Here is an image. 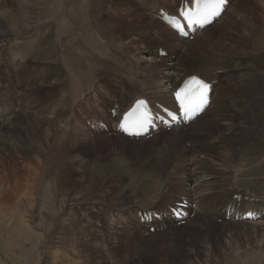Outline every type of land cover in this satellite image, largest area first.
Masks as SVG:
<instances>
[{
    "label": "rangeland",
    "instance_id": "374dc122",
    "mask_svg": "<svg viewBox=\"0 0 264 264\" xmlns=\"http://www.w3.org/2000/svg\"><path fill=\"white\" fill-rule=\"evenodd\" d=\"M142 1L144 3L141 4V0H38L35 11L39 15L35 16V23L39 26V28L36 27L39 30L35 32V35L29 36L31 31L25 29L19 22L23 3L20 0H0V38H2L0 44H6L4 49L0 48V61H3V67H11L13 74L10 80L0 75V96L11 105L19 106L17 109H20L17 112L18 117L13 120L16 124L13 122L0 124L4 125L0 127V158L6 157V165L9 167L2 179L7 180L9 187H15L18 190L23 183L22 191L25 193L28 180L39 181L41 177H47L49 174H52L54 179L51 188L48 186L39 188L42 196L32 197L18 192L16 203L12 201V196L9 197L10 199L5 198L4 206L5 208L8 206L10 210L0 213V264H229V254L236 257L250 254L251 256L248 257L251 258L252 254L254 256L256 253L255 259L262 258L261 261L264 259V228L262 226L264 215L263 217L258 215L259 219L253 221L255 224L259 223L255 229L249 224L253 222L238 220L241 217L232 221L227 215L224 220L222 217L226 213L223 210L221 217L220 208L215 205L218 201L215 191L220 188L227 190L228 198L224 199H230L233 193L237 192L228 186L235 183L232 179L234 165H237L243 157L254 161L255 171L261 169V174L264 171V161H262L264 135L261 136L260 132L262 128L264 129V124H261L264 122V54L255 55V51L260 47L253 39L254 32L257 29L262 30L261 27L256 26H264L262 4L260 0H240L239 15L230 18L227 26H224L226 22L220 25L218 21L216 28L213 29L215 26L211 28L207 40L196 46L198 50L199 47L201 49L207 44L206 57H215L221 62L214 68L221 76V87L214 95L215 108L200 122L201 127H197V130L194 128L193 131L191 128L184 130L182 127H174L176 129L173 128L170 131L160 130L152 137L144 139L141 144L137 141L139 147H134L133 142L130 141L129 143L120 142L121 144L114 146L116 144L113 142L106 141L107 138L111 140L116 136L112 134L110 115L112 114L116 120L119 117H116L112 111L113 100L121 106H126L133 97V90H138L131 84L133 78H136L134 75L149 74V67L143 63L139 64V60H136L144 48L147 47L155 54L158 49L160 53L157 56L161 59L160 61L166 59V62L169 60V63L170 61L175 63L174 69L178 81L195 73L199 65L197 62H200L196 55H193L194 52L186 54V46L177 43L173 35H168L169 38L166 41H156L154 35L160 32L158 27H163L161 23L149 24L152 30L150 33L140 28L138 30L134 26L127 28L125 23L129 22L131 16L143 15L145 16L143 21L147 23L148 18L157 12L155 8L160 2H163V7L166 8L169 3L174 5L178 2V0H156L153 4H147L151 0ZM72 3H74L73 7ZM147 5L153 7L151 11L148 10ZM171 6L167 9L172 13ZM81 9L85 10L81 12ZM84 11H86L85 14ZM55 14L58 15L54 17ZM55 18L63 21L64 34L59 32ZM85 19L88 20L87 23ZM121 22H123L122 25H120ZM101 24L107 30L104 33L100 31ZM29 26L30 24H27V27ZM166 29L167 27L162 28V30ZM112 30L116 35L111 32ZM111 34L115 35L116 39L119 37L120 40L123 39L120 41V47H118L119 43H116L118 40L113 42L104 38L112 36ZM7 36L9 39H5ZM27 36L29 37L26 38ZM43 38L49 40L46 45ZM32 39L42 42L44 50L47 47H53L59 40L60 43L55 45L56 49H53L56 56L53 53L48 55L46 52H39L36 48L37 43L24 45V41ZM95 40L96 43L92 44ZM87 41L90 46L86 45ZM208 43L213 47L209 48ZM79 45L82 50L77 51ZM168 46H170L169 49ZM84 49L86 51L88 49V53H85L86 60L82 54ZM163 49L165 52H162ZM101 51L104 52L103 55ZM244 51L247 52V57L243 61ZM41 54L47 56L43 58ZM93 54L100 58L98 65L91 64ZM60 55H65L66 58ZM79 56L83 57L79 58ZM74 58L78 62L81 61L78 63L80 68L76 67L78 64H75ZM241 61H243L242 64ZM90 66L95 74L94 82L81 85L83 88L74 87L72 101L69 91L71 82L78 80L75 74L88 70ZM71 69L74 70L69 74L67 70ZM177 69H179L178 72ZM256 71L260 74L258 78L254 79L250 75V79L245 81L244 74L258 75ZM39 81L42 83H38ZM137 82L139 81L135 83ZM254 83L259 84L258 87L254 85L255 89L252 90L249 85ZM17 92H19L18 95ZM122 97L124 102H121ZM245 102H253L254 105H252L253 108L244 109L245 112H242L239 105ZM15 110L16 106L13 108V111ZM51 122L55 126V135L58 137L64 135V138H54L48 144L46 133H53L52 129H49ZM67 123L68 126H66ZM71 125H73L72 128ZM259 125L262 127L256 128ZM108 128H110L109 131ZM174 132H180L177 140L173 136ZM79 133L82 134L79 136ZM172 139L175 140V144L170 141ZM39 144L41 145L37 150ZM232 147L237 153L231 158L229 171L221 177L211 178L210 176L206 178L202 187L197 186V190L203 191L202 194L196 195L202 212L211 217L218 214L220 219L213 222L211 219L217 217L200 218L193 212L184 224L170 223V228L158 226L146 228L139 223L135 214L134 198L140 199V186L148 184L149 179L153 178L146 176L143 177L142 182L136 181L140 179L141 174L156 168L157 163L154 161H157L155 160L157 156L167 158L163 170L159 169L158 181L166 184L171 192H177L178 188H172L171 184H175L174 179L175 182L178 178L185 180L186 164L192 155V150H198L199 153L202 150L203 154L199 155L201 158L208 157L211 160V162L204 161L206 168L212 170L211 164L218 161L223 152ZM247 150L250 151L247 152ZM10 156L14 159L12 160ZM25 158L32 162L39 161L36 172L30 173L24 167ZM146 159L152 160L146 161ZM80 160L86 163L84 172L77 170V162ZM91 161H100V164L105 163L107 166L102 167L99 164L96 168L92 166L89 169L88 162ZM180 161L184 164L182 169L178 167L181 165L178 164ZM146 162H148L146 166L141 165ZM1 168L3 167L0 165V173H3ZM225 177H230L231 181L225 183L227 181ZM112 179L114 181L116 179L117 182ZM261 180L263 185L264 177ZM238 185H240L239 182ZM53 190L57 191L58 195H55L54 193L57 192H52ZM48 191L51 193L45 195ZM261 191L262 193L260 191L257 193L260 197L264 192ZM86 194L88 197L90 195L89 199ZM58 197L62 198L58 200ZM81 197H86L87 200ZM260 197L255 199L260 201ZM232 201L233 199L229 200L228 205H231ZM66 208H68L67 211ZM193 208L194 206L192 211ZM255 209L244 205L237 210L244 212V210ZM128 222H130L129 225Z\"/></svg>",
    "mask_w": 264,
    "mask_h": 264
},
{
    "label": "bare ground",
    "instance_id": "6f19581e",
    "mask_svg": "<svg viewBox=\"0 0 264 264\" xmlns=\"http://www.w3.org/2000/svg\"><path fill=\"white\" fill-rule=\"evenodd\" d=\"M37 1L38 0H20V2L23 3V8L21 9V15L19 17V22L21 23L22 26H24L25 29H27L28 31H31V34L29 36H32V34H36L35 32L39 29H37L36 27L39 28V26H36L37 23H35V16L36 15H39V13H36V7H37ZM156 0H151L149 1L147 4H153L155 3ZM80 2V1H79ZM158 2V1H157ZM180 2H190V4L192 3V0H178L177 4H174L172 5V3H169L167 4V8L170 7L171 5V9H172V13L166 8V7H163V2H158L159 5L155 8V10H157V12L153 13L149 18H148V22L147 23H144L145 21H143L144 17L143 15L141 16H135L133 15V17L131 16V18H129V22L125 23V25L127 26V28H131L132 26L134 27H137L138 30L139 28L143 30H146V31H149L152 32V30L150 29V25L149 24H156L159 25L161 23V25L165 28L167 27L166 30H162L163 27L159 28L158 29L160 30V32L157 34V35H154V38L159 41H166L167 38H169L168 35H173V37L175 38L176 42L179 43V44H182L184 46H186V54L191 52L193 53V55H196V58L198 60H200V62H197V69H196V72L195 73H192L188 76H186L185 78L181 79L178 81L177 79V74L175 72V63H173L172 61H170L169 63V60L168 62H166L167 60L164 59L163 61H160L161 59L157 56V54L159 55L160 51L157 49L156 51V54L149 50L147 47L146 48H142L140 54H139V58L136 59L137 61L139 60V64L140 63H143L145 65H147L149 67V70H148V75L147 76H143L141 74H135L134 76L136 78H133V82L131 83L132 85H134L138 90H133V94H132V98L130 100V102L126 105V106H121V104H118L116 101L113 100V108H112V111L114 113H116V116L117 117H121V115L123 113H125L128 109H130V107L137 101V100H140V99H147L150 104L152 106H154V111L156 113H162L161 110H160V106H163L165 108H168V109H174L175 108V103L173 101V95L174 93L182 86L183 82L189 78V77H192V76H197V77H200L201 79L205 80L206 82L208 83H212L213 84V91H212V94H211V99H212V102L209 106V108L211 107V109L209 110V108L200 116L198 117L196 120H194L193 122H191L188 126H183L182 128L185 129H188V128H191V130L193 131L194 128H196L197 130V127L200 126V122H202L205 117L215 108L214 107V95L215 93L220 89L221 87V84H220V80H221V76H220V73L219 71H216L214 70L215 66L219 63L220 65V61L218 59H216L215 57H206L207 55H205L206 53V45L200 49V47L198 48V50L196 49V46L197 44L200 45L202 43V41H206L207 38L210 36V32H211V28L214 27L216 24L218 25V23L221 25L223 22H226V24L224 26H227L228 25V20L232 17H237L239 15L238 13V5H239V2L240 0H228L229 2V6L227 7L226 11L223 13V15L217 20L215 21L211 26L205 28L204 30H202L201 32H198L196 33L195 35L191 36L193 37V42L192 39H184L182 37H179L175 31L168 25H166L162 20H161V11H164L166 13H168L170 16H175L178 12V8L180 6ZM75 4H77L76 2H74ZM72 3V7H73V4ZM82 3V2H80ZM89 3V2H88ZM101 3V2H100ZM144 3L142 0H141V4ZM90 4L92 5V3L90 2ZM260 4H262V9L264 10V0H260ZM68 5V3H67ZM80 5V4H79ZM78 5V6H79ZM83 5V3H82ZM89 5V4H87ZM39 6V5H38ZM85 7V5H83ZM95 6V5H94ZM97 6V5H96ZM95 6V7H96ZM75 7V6H74ZM90 7V6H89ZM76 8V7H75ZM83 8V7H82ZM87 8V7H85ZM147 8L148 10H152V6L150 5H147ZM61 9V8H59ZM69 9V8H68ZM88 9V8H87ZM98 9V7H97ZM100 9V8H99ZM63 10V9H62ZM76 10V9H75ZM85 10V9H83ZM82 9L80 10L81 12L83 11ZM104 10V9H103ZM89 10H87L88 12ZM98 11V10H97ZM96 11V12H97ZM67 12V11H66ZM79 11H77L78 13ZM86 11H84V14H85ZM92 11H90L91 13ZM230 12V13H229ZM65 13V12H64ZM95 13V12H94ZM93 13V14H94ZM100 14V12H98ZM97 13V14H98ZM229 13V14H228ZM92 14V13H91ZM102 14V13H101ZM228 14V15H227ZM58 14H55L53 15L54 17L57 16ZM61 15V14H59ZM64 15V14H63ZM61 15V16H63ZM80 15V14H79ZM90 15V14H89ZM85 17V16H84ZM75 18V17H74ZM88 18V17H87ZM245 18V17H244ZM65 19V18H64ZM76 19V18H75ZM83 19V18H82ZM68 20V19H67ZM66 20V21H67ZM86 20V23H87V19ZM91 20V18H90ZM128 21V20H127ZM219 21V22H218ZM55 22H56V25L58 27V30L60 33L64 34L65 33V27L63 26V21H60L59 19L55 18ZM85 22V21H83ZM54 23V22H53ZM67 23V22H66ZM65 23V24H66ZM82 23V21L80 22ZM94 23V21L92 22ZM123 22H121L120 25H122ZM27 24H30L29 27H27ZM84 24V23H83ZM69 25V23H68ZM71 25V24H70ZM118 25V26H120ZM216 25V26H217ZM80 26V25H79ZM216 26L213 28L215 29ZM73 27V26H72ZM86 27V26H85ZM258 28H262L261 29H257V31L254 32V40L256 41V43L258 44V46L260 47L258 50L255 51V55L257 56L258 54L262 53L264 54V34L262 35V33H264V26L263 25H260V26H256ZM35 28V29H34ZM43 28V27H42ZM41 28V29H42ZM45 28V27H44ZM75 28V27H73ZM119 28V27H118ZM157 28V27H156ZM68 29V28H67ZM110 29V28H109ZM113 29V28H112ZM43 30V29H42ZM53 30V29H52ZM57 31V29H55ZM49 31V30H48ZM71 31V30H70ZM69 31V32H70ZM82 31H83V28H82ZM100 31L102 33L106 32L107 30H105V28L103 27V24L100 25ZM124 31V30H123ZM134 31V30H133ZM42 32H45L47 33L46 31H42ZM50 32V31H49ZM52 32V31H51ZM111 32H113L115 34V31L112 30ZM129 32V31H128ZM137 32V31H136ZM54 33V32H52ZM110 33V32H108ZM149 33H146V35H149ZM209 34V35H208ZM45 35V34H43ZM57 35V34H56ZM86 35V33H85ZM103 35V34H102ZM112 35V34H111ZM116 35V34H115ZM115 35L113 36H109V37H104L106 38L108 41H113V42H116L118 40V42L116 43H119L118 47H120V41H123L120 40L121 38L117 37L118 39H116ZM29 36H27L26 38H28ZM41 36V35H39ZM47 36V35H46ZM45 36V37H46ZM22 37V36H21ZM20 37V38H21ZM43 37V36H42ZM68 37V36H67ZM80 37V36H79ZM82 37V36H81ZM102 37V36H101ZM9 39V36L5 37V39ZM38 38V36H37ZM51 38V37H50ZM66 38V37H65ZM70 38V37H69ZM76 38V37H75ZM74 38V40H75ZM89 38V36H88ZM87 38V39H88ZM11 39V38H10ZM39 39V38H38ZM44 39V44L46 45L48 43V38ZM54 39V38H53ZM72 39V38H71ZM0 40L2 41V38H0ZM4 40V39H3ZM58 40V39H57ZM56 40V41H57ZM63 40V38H62ZM69 40V39H68ZM115 40V41H114ZM43 41V40H42ZM86 41V40H85ZM210 40H208L209 42ZM51 42V41H50ZM78 42V41H77ZM83 42V41H82ZM89 41H87L88 43ZM96 43V40L92 42L93 43ZM98 42V41H97ZM24 45H27L28 43H37V49L39 50V52H43V53H47L48 55L49 54H52L54 56H56L53 51V49L55 48L56 49V44L60 43L59 40H58V43H56L53 47H47L43 48V44L42 42L38 41L37 39H32L30 41H24L23 42ZM52 43V42H51ZM50 43V44H51ZM62 43V42H61ZM76 43V42H75ZM81 43V42H80ZM86 45H89V43ZM91 43V42H90ZM125 43V42H124ZM134 43V42H133ZM77 44V43H76ZM79 44V43H78ZM115 44V43H114ZM204 44V43H203ZM209 44V43H208ZM6 45V44H5ZM5 45H2L0 44V48H5ZM18 45V44H17ZM81 45V44H80ZM78 46V50L79 51L80 49L82 50V47L81 46ZM127 45V44H125ZM219 45V44H218ZM217 45V46H218ZM9 46V45H8ZM32 46V45H31ZM59 46V45H58ZM84 46V45H82ZM90 46V45H89ZM95 46V44H94ZM209 48L213 47L209 44ZM11 47H12V44H11ZM18 47V46H17ZM60 47V46H59ZM58 47V48H59ZM128 47V45L126 46ZM131 47V46H129ZM223 47V46H222ZM227 47V46H226ZM35 48V47H34ZM84 48V47H83ZM170 48V46H168V49ZM208 48V47H207ZM2 49V50H3ZM28 49V48H27ZM128 49V48H126ZM134 49V48H133ZM245 48H243L244 50ZM1 50V51H2ZM30 50V49H29ZM103 50V49H102ZM140 50V49H139ZM164 50V51H163ZM162 52H165V49H163ZM197 50V51H196ZM248 50V49H247ZM246 50V51H247ZM250 50V49H249ZM121 51V50H120ZM226 51V50H225ZM244 51L243 53V57H245L243 59L246 60V54L247 52ZM102 52V55H103V51ZM135 52V51H134ZM229 52V51H227ZM226 52V53H227ZM235 52V51H234ZM237 52V51H236ZM4 53V52H3ZM81 53V52H80ZM85 53H88V49L87 51L84 49V52L82 51V54L86 60L87 57H85ZM100 53V52H99ZM139 53V52H138ZM147 53V54H146ZM190 53V54H191ZM250 53V52H249ZM61 54V53H60ZM64 54V53H63ZM238 54V53H236ZM4 55V54H3ZM43 58L47 55H43ZM73 55V54H72ZM94 56L92 57L93 59V63L91 62V64H99L100 62V58L99 56H95V54H93ZM98 55V53H97ZM105 55V54H104ZM136 55V54H135ZM135 55H134V58H135ZM185 55V54H184ZM183 55V56H184ZM249 55V54H248ZM254 55V54H253ZM62 58H66L65 55H60ZM82 56V57H83ZM101 56V55H100ZM79 56V58H82ZM105 57V56H104ZM195 57V56H194ZM61 58V59H62ZM83 58V59H84ZM239 58V57H238ZM76 60V58H74ZM91 59V58H90ZM104 59V58H103ZM240 59V58H239ZM82 60V59H81ZM91 60V61H92ZM108 60V59H107ZM196 60V61H198ZM83 61V60H82ZM241 61V64L242 62ZM75 62V61H73ZM73 62L71 64H73ZM79 62H81L79 60ZM78 60H76L75 64H78L79 63ZM103 62V61H102ZM127 62V61H126ZM125 62V63H126ZM223 63V62H222ZM158 64V65H157ZM3 61H0V75H2L6 80H10L11 79V76L13 75L12 74V69L11 67H3ZM80 64H78L76 67H79ZM87 65V64H85ZM89 65V63H88ZM192 65V64H190ZM218 65V66H219ZM222 65V64H221ZM240 65V64H239ZM67 66V65H66ZM69 66V64H68ZM139 66V65H138ZM141 66V65H140ZM76 67L74 69H76ZM101 67V66H100ZM146 67V66H145ZM146 67V68H148ZM188 67V66H187ZM217 67V66H216ZM246 65L243 66L242 68L245 69ZM68 68V67H66ZM82 68V67H81ZM107 68V67H106ZM220 68V67H219ZM252 68V67H251ZM69 69V68H68ZM73 69V70H74ZM101 69V68H100ZM144 69V68H143ZM189 69V68H188ZM221 69V68H220ZM224 69V68H223ZM72 69L69 71V74L73 71ZM86 71L84 72H79L77 74H75L76 78L78 79L76 82H71V86H70V91L69 93L71 94V97H72V101L74 100L73 98V93H74V87H79L81 85H88L89 83L92 84L93 81V78H95V75L94 74V71L91 70V66L87 69H85ZM179 69H177V72H178ZM77 71V69L75 70ZM97 72H99V70H97ZM183 72V71H182ZM258 72V71H256ZM189 73V72H188ZM71 75H74V74H71ZM252 76L254 79L258 78L259 77V72H258V75H255L254 74H244L243 77H245V81H247L249 78V76ZM262 76V75H261ZM9 77V78H8ZM70 78V76H69ZM140 79H142L140 81ZM136 81H139L137 83H135ZM38 83H42V82H38ZM38 83H36V85H38ZM49 83V82H48ZM261 83V82H260ZM242 84V83H241ZM246 84V83H245ZM259 83H254V84H250L249 87L254 90L255 87L254 85H258ZM264 84V83H263ZM264 86V85H263ZM82 87V86H81ZM258 87V86H257ZM63 88V87H62ZM83 88V87H82ZM81 89V88H80ZM79 89V90H80ZM88 90H90L91 88H87ZM263 89V87H262ZM93 90V88H92ZM91 90V91H92ZM249 90V88H248ZM251 91V90H249ZM85 92V91H83ZM252 92V91H251ZM82 93V92H81ZM86 93V92H85ZM17 95L19 94V92L16 93ZM81 96V95H80ZM88 96V95H87ZM2 96H0V124H12L13 120L16 119L18 116H17V112L20 111V109H17L19 108V106L17 105H11L7 100H5L4 98H1ZM76 97H79L76 95ZM121 102H124V99L123 97L121 98ZM264 102V101H263ZM40 105V104H39ZM239 105V104H238ZM252 105H254L253 102H245L243 105H239L240 107V110L243 112H245L244 109H247V108H253ZM14 106H16V110L13 111V108ZM35 115V114H34ZM50 115V114H49ZM111 116V122H112V129H113V132L112 134L116 135L113 139H106V141H108L109 143H114L116 145L114 146H117L118 144H121L120 142H126V143H129L130 142H133V145L134 147H139V145H137V141H139V143H143L144 142V139H128L126 137H124L123 135H121L119 132H118V123H119V118L118 120H116L115 118L112 117V114L110 115ZM260 116V115H259ZM48 117V116H47ZM240 117V116H239ZM264 117V116H263ZM46 118V117H45ZM259 119V118H258ZM261 119V118H260ZM45 120V119H44ZM47 120V119H46ZM65 120V119H64ZM35 122H38L37 120H34ZM62 121V120H61ZM264 121V120H263ZM3 122V123H1ZM48 122V121H47ZM14 123V122H13ZM45 123V122H44ZM16 124V122L14 123ZM234 124V123H233ZM256 124V123H255ZM261 124H264V122H262ZM104 125V124H103ZM102 125V126H103ZM230 125V124H229ZM240 125V124H239ZM243 125H245V123L243 122ZM4 125H0V127H3ZM58 126V125H57ZM66 126H68V123L66 124ZM246 126V125H245ZM48 127V126H47ZM73 127V125H71V128ZM179 127V126H178ZM201 127V126H200ZM255 126H253L254 128ZM262 127V125L260 126H256V128H260ZM264 127V126H263ZM52 129V134L50 133H46L47 134V142L48 144L51 143V141L56 138V139H59V137L57 135H55V126L54 124L51 122L50 125H49V129ZM100 130V128H98ZM176 129V128H174ZM202 129V128H201ZM110 130V128H108V131ZM160 130H165V127L163 125H160ZM172 130V129H170ZM169 130V131H170ZM107 131V132H108ZM59 132V131H58ZM178 132V131H176ZM198 132V131H197ZM261 136L264 135V129L262 128L261 129ZM62 133V132H61ZM60 133V134H61ZM180 133V132H179ZM179 133H173V136L175 138V140H177V136H179ZM82 133H79V136L81 135ZM178 134V135H177ZM192 134V133H191ZM121 137H119V136ZM153 134L150 136L152 137ZM172 136V137H173ZM5 137V136H4ZM103 137H106V136H103ZM61 139L64 138V135H62L60 137ZM259 138H263V137H259ZM60 139V140H61ZM175 140L172 139L170 140L173 144H175ZM261 140V139H260ZM59 142V141H58ZM190 142V141H189ZM149 143V142H148ZM132 144V143H131ZM41 144L37 145V150H39V146ZM59 145L62 146V144L59 142ZM183 145V144H182ZM141 146V145H140ZM175 146V145H174ZM247 147V146H246ZM245 150V149H244ZM254 150V149H253ZM181 151V150H180ZM250 150H247V152H249ZM255 151V150H254ZM172 152V151H171ZM246 152V153H247ZM170 153V152H169ZM175 153V152H174ZM173 153V154H174ZM236 152V149L235 148H230V149H227L223 152V155L221 156V158L218 160V161H215L214 163H212V170H208L206 168V164H205V161H209L211 162V160L207 157H203L201 158L199 154H203V151L201 150V152L199 153L198 150H192V155L188 158V161H187V164H186V167H187V173H186V177H185V180L183 181L181 178H178V181L175 182V179H174V183L175 184H171V187L177 189V192H171L168 188H167V185L166 184H163L161 181H158V176L160 172L159 169H162L165 167V162H166V157L164 156H157V161H153L157 163L156 165V168L146 174H141V177L138 181L136 182H142L143 181V177H146V176H151L153 179H149V183L148 184H145V185H141L140 187V192L141 194L139 195L140 196V199L138 198H134L135 200V203H134V209H135V214L137 216V220L139 221L140 224H143V227H146V228H153V227H162V228H170L169 224L170 223H176L173 218L171 217L170 215V208H173V207H178L181 203H183V201L187 200L191 206H194L193 208V211L192 212H195L196 215H198V217H203V218H212V217H217V218H212L211 220L213 222H215V220L217 219H220V216L218 214H215V215H212L209 216V214H206L204 212H202V209H200V205H198V198L196 195H199V194H202L203 191L201 190H197V186H201L203 184H205V181H206V178H211L214 176H222L224 174H226L229 170V166H230V163H231V158H233V156L235 155ZM243 153V152H242ZM244 153V154H246ZM150 154V153H149ZM248 154V153H247ZM251 154V153H250ZM115 155V154H114ZM170 156V155H169ZM156 157V156H155ZM168 157V156H167ZM10 158L13 160L14 158H12L10 156ZM146 158V157H145ZM148 158V156H147ZM150 158V157H149ZM153 158V157H152ZM250 158V157H249ZM248 158V159H249ZM112 160V158H111ZM150 159H146V161H149ZM152 160V159H151ZM150 160V161H151ZM180 160V159H179ZM253 160V159H252ZM168 161V160H167ZM262 161H264V158L262 159ZM261 161V162H262ZM106 162V161H104ZM109 162V161H108ZM153 162V163H154ZM39 163L38 160H36L35 162H32L30 161V159L28 158H25V161L23 163L24 167L30 171V173H33V172H36V167H37V164ZM78 167H77V170L78 172H84L83 169H84V163L83 161H78ZM133 163V161H132ZM148 162L144 163V164H141L142 166H146ZM155 163V164H156ZM168 163V162H167ZM254 161H249L247 160L246 158L243 157L242 160H240V162L237 164V165H234V171L232 172V179L233 181H235V183L231 186H228V187H231L233 190H236L237 192L233 193L232 197L230 199H224L225 197L228 198V193L226 192L227 190H221V188L217 191H215V196L218 195V201L216 202V207L220 208V213H221V217L223 216V210H224V213H226L222 218L224 220H226L227 218V215H229V220H235V218H240L242 217L243 215L247 214V213H254L256 212L257 215H261L263 217L264 215V192L262 194V196L260 197L257 193L260 191V193H262L261 190L264 191V184L262 185L261 182L263 179V174H264V171L263 174H261V169L260 171H255L256 169V166L253 165ZM100 164V161H91V162H88V167L89 169L93 167H97L98 165ZM178 164L180 166H178L179 168H181L184 164H182V161L178 162ZM0 165L3 167L1 168V170L3 171V173H0V210H3V211H0L1 214L5 213V212H8L10 209L8 208V206L5 208V203H6V199L5 198H9L11 197L12 198V201L14 200V202H18V198L16 197V194L18 192H23L25 195H28V196H32V197H36L37 195H41V192L39 190V188L41 189L42 186H48V188H51V185L53 184L54 182V179H52V174H49L47 177H41L39 181H30L28 180L26 182V193L24 191H22V189L24 188V184L21 183V186H20V189L18 190L17 188L15 187H9L8 186V182L7 180L5 179H2L3 178V175L5 177V172L7 173L8 170H7V165H6V157L4 158H0ZM118 165V164H117ZM121 165V164H120ZM124 165V164H123ZM86 166V165H85ZM100 166H107L105 163L104 164H100ZM262 166V165H261ZM121 167V166H119ZM155 167V166H154ZM232 167V166H231ZM9 168V167H8ZM101 168V167H100ZM108 168V167H107ZM176 168V166H175ZM243 168H245V170H242ZM263 168V167H262ZM94 169V168H93ZM117 169V168H116ZM119 169V168H118ZM173 169V168H172ZM177 169V168H176ZM182 169V168H181ZM87 170V169H86ZM174 170V169H173ZM108 171V170H107ZM110 171V170H109ZM113 171V169H112ZM111 171V173H112ZM115 171V170H114ZM176 170H174V173ZM170 172V171H169ZM215 173L214 175H212L211 173ZM13 173V172H12ZM95 173V171H94ZM106 174H108L107 172H105ZM230 173V172H229ZM2 174V175H1ZM87 174V173H86ZM90 174V173H89ZM177 174V173H176ZM209 177H208V175ZM231 174V173H230ZM94 175V174H93ZM87 176V175H86ZM91 176V175H90ZM96 176V175H95ZM104 176V174H103ZM110 176V175H108ZM113 176V175H112ZM120 176V175H119ZM122 176V175H121ZM163 176V175H162ZM173 176V175H172ZM99 177V176H98ZM101 177V176H100ZM114 177V176H113ZM175 177V176H174ZM260 177V178H259ZM96 178V177H95ZM102 178V177H101ZM107 178V176H106ZM111 178V177H110ZM171 178V177H170ZM218 179V177H216ZM88 179V178H87ZM105 179V178H103ZM222 179V178H221ZM224 179H226L227 181L225 183H229L231 180L230 177H225ZM241 179V180H240ZM108 180V179H107ZM113 180V179H112ZM240 180V181H239ZM261 180V181H260ZM114 181V180H113ZM116 181V179H115ZM114 181V182H115ZM6 182V183H4ZM87 182V181H86ZM85 182V183H86ZM117 182V181H116ZM131 182V181H130ZM238 182L240 185H238ZM17 183V181L15 182ZM198 183V184H197ZM220 184H225V183H221L219 182ZM102 184V182H101ZM110 184V183H109ZM115 184V183H114ZM113 184V185H114ZM130 184V183H129ZM128 184V185H129ZM210 184V183H209ZM100 185V184H99ZM104 185V184H103ZM116 185V184H115ZM8 186V187H7ZM54 186V185H53ZM86 186V185H85ZM82 187V186H81ZM87 187V186H86ZM106 187V186H104ZM110 187V186H109ZM83 188V187H82ZM99 188V187H98ZM101 188V186H100ZM205 188V186H204ZM208 188V187H207ZM226 188V187H225ZM46 189V188H45ZM110 190V188H108ZM82 190V189H81ZM86 190V189H85ZM100 190V189H99ZM105 190V189H104ZM107 190V189H106ZM121 191V190H120ZM205 191V190H204ZM52 192H57L55 190H53ZM93 192V191H92ZM99 192V191H98ZM105 192V191H103ZM134 192V191H133ZM138 192V191H136ZM51 193V191H48V193L45 192V195L46 194H49ZM78 193V192H76ZM82 193V192H81ZM89 193V192H88ZM106 193V192H105ZM123 193V192H122ZM121 193V194H122ZM253 195H250L252 194ZM55 195H58V192L57 193H54ZM75 194V193H74ZM90 194V193H89ZM99 194V193H98ZM102 194V192H101ZM44 195V196H45ZM64 195V194H63ZM97 195V193H96ZM100 195V194H99ZM108 195V194H107ZM120 195V194H119ZM87 196V194H86ZM84 197V196H83ZM88 197V196H87ZM90 197V195H89ZM88 197V199H89ZM104 197V195H103ZM113 197V196H112ZM260 197V201L256 200L255 198H258ZM62 197H58L57 199H61ZM82 198V197H81ZM86 198V197H85ZM85 198H82L85 200ZM10 199V198H9ZM81 199V200H82ZM97 199V198H95ZM125 199V198H124ZM131 199V198H130ZM133 199V198H132ZM232 203L231 205H228L229 203V200H232ZM87 200V198H86ZM93 200V199H91ZM100 200H103V199H100ZM128 200V199H126ZM117 201V200H116ZM88 202V201H87ZM124 202V201H123ZM9 203V202H8ZM86 203V202H85ZM88 203H91V202H88ZM128 203V202H127ZM174 206H173V205ZM92 205V204H91ZM118 205V204H117ZM122 205V204H121ZM130 205V204H129ZM249 206L250 208L253 207V208H256L255 210H244V212H239V208H241L242 206ZM72 206V205H71ZM93 206V205H92ZM115 206V205H114ZM63 207V206H62ZM66 207V206H65ZM73 207V206H72ZM117 207V206H115ZM5 208V210H4ZM78 208V207H77ZM68 208H66V211H67ZM84 209V208H83ZM94 209V208H93ZM98 209V208H97ZM82 210V209H81ZM86 210V209H85ZM88 210V209H87ZM63 211V210H62ZM69 211V210H68ZM100 211V210H99ZM199 211V212H198ZM251 211V212H250ZM258 211V212H257ZM80 212V211H79ZM95 212V211H94ZM76 213V212H75ZM86 213V212H85ZM139 213L141 214H145V217L143 220L144 222L140 219L139 217ZM78 214V213H77ZM74 215V214H73ZM72 215V216H73ZM81 215V214H80ZM155 215H160L161 216V220H158V219H152L150 220V216H152V218H154ZM54 216V215H53ZM108 216V215H106ZM124 220V219H123ZM126 220V219H125ZM239 220V219H238ZM128 221V220H127ZM236 221V220H235ZM143 222V223H142ZM23 223V222H22ZM130 224V222H128V225ZM209 224L211 225V223L209 222ZM214 224V223H213ZM250 225H252L253 227H255V229L257 228V226L259 225V223H249ZM138 225V224H137ZM263 228H264V223H263ZM141 227V226H140ZM252 229V227H251ZM263 232V231H262ZM240 234V233H239ZM238 234V235H239ZM150 236V235H149ZM150 237H153L152 235ZM103 239V237H101ZM245 239V237H244ZM233 240V239H232ZM104 241V240H103ZM231 241V240H230ZM105 242V241H104ZM235 242V241H234ZM103 244V243H101ZM238 245V244H237ZM236 246V245H235ZM239 247V246H238ZM261 247V246H259ZM264 247V246H263ZM234 248V247H233ZM253 249V248H252ZM249 250V249H248ZM242 251V249H241ZM260 252L262 250H259ZM254 252V251H252ZM246 253V252H245ZM255 253V252H254ZM264 253V252H263ZM241 254V253H240ZM243 254V253H242ZM252 254V253H251ZM257 254V253H256ZM255 254V255H256ZM244 255V254H243ZM232 256L231 254H229V260H228V263L229 264H264V259L261 261L260 260H257L255 259V255L253 256L252 254V257L249 258L248 256H251L250 254H245L244 256ZM258 256V255H257ZM64 257V256H63ZM255 257V258H254ZM263 257H264V254H263ZM55 258V257H54ZM66 258V257H65ZM57 259V258H56ZM63 263V262H61Z\"/></svg>",
    "mask_w": 264,
    "mask_h": 264
},
{
    "label": "snow or ice",
    "instance_id": "6c2138e0",
    "mask_svg": "<svg viewBox=\"0 0 264 264\" xmlns=\"http://www.w3.org/2000/svg\"><path fill=\"white\" fill-rule=\"evenodd\" d=\"M225 0H208L204 5V8L200 15L202 19L195 21L196 24L203 27L206 23H210L212 18H215L221 14L222 5ZM188 23L191 24L193 21L188 19ZM177 31L182 30V26L177 21L175 24ZM209 90V85L202 80L193 77L189 81L185 88L181 89L176 93L177 99L180 101V106L185 115H190L194 112L202 111L207 103V94ZM147 120V117H136L135 113H130L126 118L127 121H132L136 127L142 128ZM123 127V125H122Z\"/></svg>",
    "mask_w": 264,
    "mask_h": 264
}]
</instances>
